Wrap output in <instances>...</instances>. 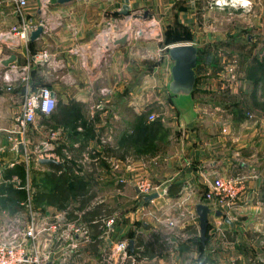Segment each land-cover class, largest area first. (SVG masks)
Segmentation results:
<instances>
[{
  "label": "crops",
  "instance_id": "crops-1",
  "mask_svg": "<svg viewBox=\"0 0 264 264\" xmlns=\"http://www.w3.org/2000/svg\"><path fill=\"white\" fill-rule=\"evenodd\" d=\"M238 1L243 5L234 9L232 4L216 7L212 0H51L47 5L26 0L17 13L6 0L0 11V36L6 38L2 56L14 54L9 64L22 70L25 79L8 84L0 78V228L21 227L25 218L22 202L13 204L7 192L9 187L18 189L10 176L23 183L29 179L33 192L35 185L51 189L43 178L51 165L33 158L35 145L45 140L52 159L60 162L57 167L67 170L69 182L75 180L80 187L78 192L70 190L65 208L34 205L43 217L68 208L67 217L74 210L83 212L89 237L63 240L58 238L62 228L46 234L38 240L39 250L47 253L44 262L264 264V52L241 72V109L232 101L211 104L207 110L199 92L209 96L227 91L216 81L224 72H211L219 58L224 60L222 54L202 51L191 37L179 42L198 49L193 92L188 103L180 105L168 89L173 64L168 53H161L146 70L151 58L135 55L146 45L129 40L113 48L103 34L108 23L130 25L131 20L147 18L148 25L157 20L174 32L182 28L192 33L196 10L207 15L215 9L236 10L245 28H264V0ZM124 5L127 14L121 12ZM27 18L47 20L48 32L14 49L17 40L7 33ZM115 32L121 36L128 31ZM246 40L257 42L250 35ZM179 43L168 44L167 50ZM42 52L47 62L34 61ZM40 86L50 89L56 105L49 116L36 118L22 141L16 117L26 91ZM149 115L153 119L148 120ZM216 176L237 179L241 189L236 208L224 214L231 224L210 214L206 238L201 240L195 207L204 203ZM140 179L155 184L158 196L144 201L135 184ZM56 182L57 177L53 186ZM18 190L26 196L23 188ZM120 240H133L129 258L113 253Z\"/></svg>",
  "mask_w": 264,
  "mask_h": 264
},
{
  "label": "built area",
  "instance_id": "built-area-1",
  "mask_svg": "<svg viewBox=\"0 0 264 264\" xmlns=\"http://www.w3.org/2000/svg\"><path fill=\"white\" fill-rule=\"evenodd\" d=\"M6 0H0V11ZM15 5V12L20 13L26 4V0H9ZM44 5H47L51 0H41ZM115 23H108L104 28L103 34L114 33ZM38 25H41L47 30L49 23L47 20H32L23 19L16 27H12L7 33L13 36L17 43L27 42L31 32ZM129 29H127L128 31ZM48 31V30H47ZM116 33V32H115ZM131 33L128 34L129 40ZM117 34V33H116ZM1 37V36H0ZM2 44L0 45V59L4 58ZM7 57V56H6ZM48 55L45 52L40 53L34 61L39 63H46ZM1 66V65H0ZM22 71V70H21ZM15 65H10L1 70L0 78L8 82L18 81V78L25 79L24 75ZM56 105V98L46 86L35 87V89H28L24 94L22 108L19 115L16 117V127L19 133L21 132L24 141L25 133L29 130L36 118L40 116H49ZM153 119V115H149L148 120ZM34 160L47 157L52 158V153L49 149V144L45 140H41L35 148ZM9 181L18 189H24L26 193L25 199L21 203L23 207L25 218L20 222L18 228H13L9 224L6 228H0V264H43L46 255L44 251L39 250L38 240L41 237L46 238V234L55 233V231L62 228L58 238L73 241L76 235V241H85L88 237V229L86 224L81 219L83 212L74 210L72 213L74 217L68 215V210L56 213L51 217H43L40 209H36L34 205V193L29 179L25 183L21 182L19 177L15 175L10 176ZM137 190L142 195H150L152 192H158L157 186L146 179H140L135 182ZM209 188L204 194V203L208 205L212 212L220 210L223 214L233 211L236 208V199L240 192V182L235 178H228L223 176H216L210 182ZM170 225L173 221L168 219ZM217 229V228H216ZM76 241L73 242L75 247ZM113 253L119 255L120 258H129L131 255L128 252L127 240L117 241L112 248Z\"/></svg>",
  "mask_w": 264,
  "mask_h": 264
},
{
  "label": "rangeland",
  "instance_id": "rangeland-1",
  "mask_svg": "<svg viewBox=\"0 0 264 264\" xmlns=\"http://www.w3.org/2000/svg\"><path fill=\"white\" fill-rule=\"evenodd\" d=\"M213 5L216 7H222L227 5H233L234 9L239 7L243 2L238 1L239 4L236 3V0H212ZM243 5V4H242ZM208 8V5H207ZM216 11V13H215ZM218 9L207 11V15L202 12H197L196 10V21H195V30L192 33H189L187 29L179 28L177 32L176 30H171L166 27L165 24L159 23L157 20L153 25H148L149 19L137 21L131 20L130 25L122 24V22H116L113 28L118 30L127 31V27L130 30L128 32L131 33V40H139V42L146 45L144 49H141L137 52V56L143 55L148 60V57L151 58L145 65L146 70H150L158 60L159 55L161 53L167 51L166 40H171L170 43H179L182 39H191L198 47H201L202 51H211L218 52V54H222L224 60L220 59L218 56V61H216V65L213 66V70L211 72H224L222 75V79L216 80L221 83V86L218 88H224L227 90L226 92L218 91L214 92L212 95L207 93L199 92L200 94V102L210 110L212 107L211 104H231L238 103L239 109H241V97L243 89H241V72L245 70L246 67L249 66V63L255 58L256 55H260L264 52V28L260 29H248L245 28L246 24H244V19L239 18L240 15L236 14V10L229 12H217ZM248 25V24H247ZM126 26V28L124 27ZM141 32L140 35H137V32ZM250 35L251 38L257 40V42L246 40V37ZM107 40V39H106ZM157 46L162 49V51L157 49ZM246 55V56H245ZM264 61V60H263ZM264 63V62H263ZM226 76V77H225ZM231 83V84H230ZM233 93V97L230 96V88ZM201 85H203L201 83ZM225 91V90H224ZM207 95V96H204ZM241 95V96H240ZM178 103L187 104L188 98L186 96L180 97L178 99ZM168 105V103H166ZM238 109V111H239ZM203 116L208 118L209 112L203 113ZM169 117V116H168ZM39 143V142H38ZM35 145V147L38 145ZM164 152V151H163ZM34 158V157H33ZM33 161V170H37V167Z\"/></svg>",
  "mask_w": 264,
  "mask_h": 264
},
{
  "label": "water",
  "instance_id": "water-1",
  "mask_svg": "<svg viewBox=\"0 0 264 264\" xmlns=\"http://www.w3.org/2000/svg\"><path fill=\"white\" fill-rule=\"evenodd\" d=\"M72 0H57L58 3H65ZM121 12L127 14V6L124 5L121 9ZM48 31L45 30L41 25H38L33 32H31L29 36V41H34L37 37L44 35ZM141 32H137V35H140ZM5 37H0V45H4ZM107 43L112 45L113 48L115 47H122L127 45L129 42L128 34H123L118 36L115 32L108 33L106 35ZM20 44H16L14 49H18ZM109 51V48L106 52ZM168 56L172 59L173 64L170 68V75L171 80L168 84V89L171 93L177 95V98L180 99L181 95L186 96L187 98L193 92V86L196 80V74H194V69L197 63V47L193 46L190 43H179V44H172L168 46ZM15 60V55L11 54L7 57L0 59L1 70L6 69L9 66V63ZM21 146V145H20ZM40 163L45 165H57L60 166V162L55 160L54 158H39L37 159ZM158 196V192H152L150 195H146L143 197V200L146 202L151 201L153 198ZM197 219L199 220L198 229H199V236L201 240H205L207 228H208V217L210 214L214 216H223L225 222L231 224L230 220L224 215L220 210L212 212L207 204L205 203H198L195 207ZM134 242L133 240H129L128 248L130 251H133ZM43 264H50V262H45Z\"/></svg>",
  "mask_w": 264,
  "mask_h": 264
},
{
  "label": "trees",
  "instance_id": "trees-1",
  "mask_svg": "<svg viewBox=\"0 0 264 264\" xmlns=\"http://www.w3.org/2000/svg\"><path fill=\"white\" fill-rule=\"evenodd\" d=\"M170 41L171 40H168L167 38L166 44H171ZM58 170L60 169L57 167V165H51L50 171L48 173H43V178L46 182H48L51 189L49 191H44L35 185L33 192V200L35 204H37L38 202H43L48 206H56L57 208L61 209L65 208L68 205L71 196L70 190L72 188H75L74 190L77 191L76 188L80 187V185H75V180H71L69 182V177L66 176L67 170H60V173H57ZM56 177L58 179V182H56V184H54L53 186V180L56 179ZM7 192L12 197L13 204H16V201L22 202V200L26 197L21 193V190L18 189L9 187L7 189ZM94 213L96 212L94 211Z\"/></svg>",
  "mask_w": 264,
  "mask_h": 264
}]
</instances>
